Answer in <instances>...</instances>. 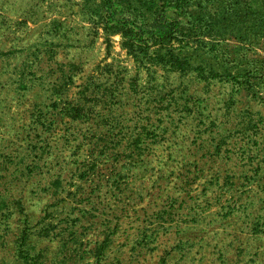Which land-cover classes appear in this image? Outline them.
<instances>
[{"label": "rangeland", "instance_id": "1", "mask_svg": "<svg viewBox=\"0 0 264 264\" xmlns=\"http://www.w3.org/2000/svg\"><path fill=\"white\" fill-rule=\"evenodd\" d=\"M106 1L0 0V264H264V0Z\"/></svg>", "mask_w": 264, "mask_h": 264}, {"label": "trees", "instance_id": "2", "mask_svg": "<svg viewBox=\"0 0 264 264\" xmlns=\"http://www.w3.org/2000/svg\"><path fill=\"white\" fill-rule=\"evenodd\" d=\"M190 1L191 0H173L170 2L169 6L173 8L175 14L178 16H183L185 15V10L188 8ZM106 2L109 9L108 13L110 14L108 20L117 22L121 30L123 29V32L126 34V36L130 37L129 41L131 42L132 47L137 46L136 42L145 43L146 48H149L153 44H164L176 38L180 31V19L156 18V20L149 25L137 24L135 23L133 16L129 15L130 13H127V11H124L125 16H117V10L118 7L121 6L122 0H107ZM146 34L149 36L148 38L146 37ZM67 113L63 114L66 115ZM146 131L147 133L149 132L147 127ZM42 147L45 148V146Z\"/></svg>", "mask_w": 264, "mask_h": 264}, {"label": "crops", "instance_id": "3", "mask_svg": "<svg viewBox=\"0 0 264 264\" xmlns=\"http://www.w3.org/2000/svg\"><path fill=\"white\" fill-rule=\"evenodd\" d=\"M49 229L47 228H42L41 231L38 230L36 233L40 234L42 233V235H46V236H49ZM36 233L34 232L33 235H36ZM23 240H21L20 242V248H27V249H30V250H33L35 247H37V243L33 241V237L28 235L27 237H22ZM45 248V247H43ZM43 250V249H41Z\"/></svg>", "mask_w": 264, "mask_h": 264}]
</instances>
